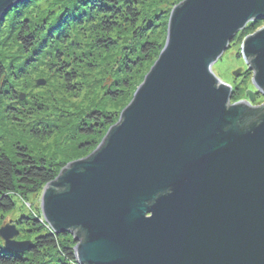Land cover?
I'll return each mask as SVG.
<instances>
[{"label": "water", "instance_id": "1", "mask_svg": "<svg viewBox=\"0 0 264 264\" xmlns=\"http://www.w3.org/2000/svg\"><path fill=\"white\" fill-rule=\"evenodd\" d=\"M23 0H0V19ZM264 0H181L165 42L93 151L40 193L43 221L74 241L77 264H264V26L244 37L254 90L212 66ZM234 77L240 70L232 72ZM11 220L2 245L17 253Z\"/></svg>", "mask_w": 264, "mask_h": 264}, {"label": "trees", "instance_id": "2", "mask_svg": "<svg viewBox=\"0 0 264 264\" xmlns=\"http://www.w3.org/2000/svg\"><path fill=\"white\" fill-rule=\"evenodd\" d=\"M43 1L23 0L0 19V27L7 24V28H0L7 36L19 24L16 38L24 44L21 48L26 54L17 61L8 57L16 62L6 67L0 60V115L6 114L19 122L36 114L31 123L23 124L22 135L27 133L31 138L42 140L62 130L63 139L72 145L58 144V152L53 156L40 151L34 154L26 144L16 141L7 150L0 148V225L5 215L18 210L14 221L22 227L20 231L32 236L29 248L21 253L6 249L0 240V264H76L72 236L54 233L42 219L38 202L41 190L64 165L54 158L67 155L73 160L75 155L67 153L74 150L84 154L98 144L116 121L118 116L100 105L101 97L106 95L111 100L121 97L120 88L129 89L133 84L127 75L133 74L152 57L157 58L164 41L159 43L153 36L160 27L166 32L171 10L164 7L163 0H52L53 4L49 2L36 19L31 12ZM254 26L256 23H249L244 29ZM246 30L235 37H240ZM91 34L94 35L91 41H80L81 35L87 38ZM234 42L232 40L231 44ZM92 48L111 54L108 64H111L112 79L107 80L103 93L99 92L98 99H93L90 107L72 112L61 110L52 118L45 112V107L37 103H34L35 107L25 105V101L12 92L14 77L11 76L24 69L37 55L49 56L55 61L49 62L50 66L62 74L68 90L78 91L82 88L75 82L78 68L92 60ZM0 56L6 57L1 50ZM20 59L24 61L20 63ZM237 95L238 90L233 92L232 99ZM4 118L0 130L6 124L12 129L15 121ZM18 201L22 204L19 208Z\"/></svg>", "mask_w": 264, "mask_h": 264}, {"label": "rangeland", "instance_id": "3", "mask_svg": "<svg viewBox=\"0 0 264 264\" xmlns=\"http://www.w3.org/2000/svg\"><path fill=\"white\" fill-rule=\"evenodd\" d=\"M180 1L181 0H163V2H165L164 7L166 9H172V7ZM49 2H52V0H45L41 4H39L38 7H36L35 11L31 12L33 17L37 19L40 12L44 11L50 4H53V2L48 4ZM254 23H256V26L248 30L243 29L246 31L241 32L240 37L233 38V41L235 42L229 46V48L224 52L221 58L212 66L213 72L222 81L229 84L234 91L238 90L237 97L235 99L231 98V103L241 99L247 100L248 98L245 94L246 90L254 89L251 83L252 72L247 69V66L244 63L240 52L241 43L244 37L248 34H252L257 29L264 26V20H259ZM18 26L19 24H16L15 30H12L9 36H7V33L4 32L3 29L0 30V42L5 41V44H0V50L6 55V57L0 56V60L1 63L5 64V67L7 64L11 65V63L13 62L11 58L16 59L17 61L19 58L26 55L24 53V49L21 48V45L24 46V44H22L16 38V33L19 29ZM0 28H7V24L1 25ZM87 33L88 32H86V36ZM154 35L155 36H153V38H155V40H157L159 43H162L163 41L165 42L166 32H163L161 27L156 29ZM74 36L77 39V36ZM92 36L94 35L91 34L86 38L85 36L81 35L80 41L84 43H86L87 41H91ZM92 50V60H89L88 64H81V66L78 68V75L75 82L78 83L76 84L77 87H82L78 91L68 90V88L64 84L62 74L56 71L54 66H50V63H54L55 61L50 59L49 56L37 55V58H35V60L28 61L24 69H21V71H19L15 76H11L14 77L12 80V92L17 93L18 98L22 101H25V105L35 107L34 103H37L40 106L45 107V112L52 118L55 114L58 113V111L61 110L72 112L90 107L92 100L98 99L99 92L101 94L103 93V86L107 82V80L109 81L110 79H112V73L110 71L111 64H108L112 59L110 58L111 54L103 52L102 50L96 48H92ZM155 60L156 59L152 57L150 60L145 61L142 67H139L138 69L136 68L133 74L131 73L127 75L128 80L133 84L129 89L120 88L123 94L118 99L111 100L107 98L106 95H102V102L100 105L103 107V109L119 116L120 111L131 100L136 87L142 82L144 75L148 72L149 68ZM20 61V63H22V61L24 60L20 59ZM221 63H223L224 72L219 70V65H221ZM236 70H240V75L234 77L232 75V72ZM7 74L10 75L8 72ZM263 102L264 97L262 95L254 94V98L250 103L252 105H260ZM1 113L2 112H0V114ZM35 115L33 114L31 118H28L24 121L20 120L19 122L15 121V119L7 117L6 114L5 116H3V114L2 116L0 115V122L3 123L2 119H5L4 117H6V119L14 120L16 123L11 125L13 130L10 129L8 124H6V127L2 125L3 130H0V148H5L7 150L16 141L22 144H26V146H28L34 154H36V151H40L43 152L42 154H51V156H53L54 152H58V150H56L58 144L62 145L63 147L72 145V143L69 144L63 139L62 135L64 131L62 130H57L53 132L51 136H48L47 138H44L42 140L31 138L27 133L22 135V131L25 128L23 127V124H29V122L31 123ZM19 134H21V136H19ZM103 136L104 135H102L101 139L103 138ZM95 147L89 149L82 155L78 154L77 150L68 152L67 154L75 155L76 158H73V160H75L86 156L91 151H93ZM69 159L70 157L68 158L67 155H64L59 158H54L53 160L56 162L59 161L60 163L63 162L65 165L66 163L72 161V159ZM64 165H62V167ZM19 205L22 206V204L18 201V208ZM27 206H29V204ZM17 214L18 210L5 215L1 225L5 221L11 220V223L15 225L16 230L19 229V231L17 230V236H15L14 239L17 241H26L31 243L32 236L30 237L29 233L27 232L20 231L22 227H20L14 221V218L17 216Z\"/></svg>", "mask_w": 264, "mask_h": 264}, {"label": "bare ground", "instance_id": "4", "mask_svg": "<svg viewBox=\"0 0 264 264\" xmlns=\"http://www.w3.org/2000/svg\"><path fill=\"white\" fill-rule=\"evenodd\" d=\"M219 70L223 71L224 70V66H223V63H221V65H219ZM224 72V71H223ZM227 78V77H225Z\"/></svg>", "mask_w": 264, "mask_h": 264}, {"label": "flooded vegetation", "instance_id": "5", "mask_svg": "<svg viewBox=\"0 0 264 264\" xmlns=\"http://www.w3.org/2000/svg\"><path fill=\"white\" fill-rule=\"evenodd\" d=\"M254 90V89H253Z\"/></svg>", "mask_w": 264, "mask_h": 264}]
</instances>
